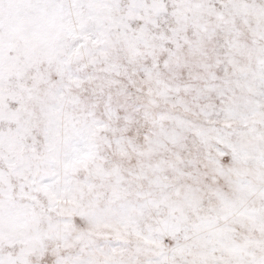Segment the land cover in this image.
<instances>
[{
    "label": "snow or ice",
    "instance_id": "obj_1",
    "mask_svg": "<svg viewBox=\"0 0 264 264\" xmlns=\"http://www.w3.org/2000/svg\"><path fill=\"white\" fill-rule=\"evenodd\" d=\"M0 264H264V0H0Z\"/></svg>",
    "mask_w": 264,
    "mask_h": 264
}]
</instances>
